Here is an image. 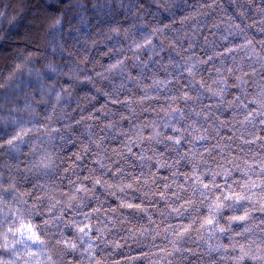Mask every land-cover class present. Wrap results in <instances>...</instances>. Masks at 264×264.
<instances>
[{"label": "clouds", "instance_id": "clouds-1", "mask_svg": "<svg viewBox=\"0 0 264 264\" xmlns=\"http://www.w3.org/2000/svg\"><path fill=\"white\" fill-rule=\"evenodd\" d=\"M0 264H264V0H0Z\"/></svg>", "mask_w": 264, "mask_h": 264}]
</instances>
